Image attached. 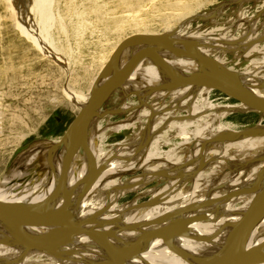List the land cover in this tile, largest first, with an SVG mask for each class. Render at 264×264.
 Wrapping results in <instances>:
<instances>
[{"label":"bare ground","instance_id":"1","mask_svg":"<svg viewBox=\"0 0 264 264\" xmlns=\"http://www.w3.org/2000/svg\"><path fill=\"white\" fill-rule=\"evenodd\" d=\"M93 1L95 0H92V2ZM127 1L128 0H125L123 2ZM8 2H16L11 9L13 10L12 12L16 14L15 17H17V21L15 22H17L16 25L20 31L26 34V36L27 34L30 35V38H32L35 45H38L40 48L45 49L51 53V55L53 54L55 56L56 52H54V44L47 41L45 36L48 33L51 20H53V15H55L52 11L53 8L51 9L52 0H8ZM192 2L194 3V0H191V4L188 6L184 5V10H186L185 13L192 12L194 9ZM195 4L198 3L195 2ZM252 6L254 12L261 10L264 15V0H259V4L255 3ZM93 8V12L98 14V16L103 14L101 7L97 4H95ZM245 8L246 7L237 8L235 18L237 22L240 20L247 21L254 16L252 15L253 13L245 15ZM249 8L251 9V6ZM132 15L130 14L127 16L131 17ZM196 15L199 16V14ZM196 15L188 16L189 18L184 17L185 19L181 20L179 25H177L172 31V34L175 37L188 38L195 41L200 52L217 59L221 64V68L228 72V77L231 81L249 93L264 100V73L250 74L249 72L228 70L222 59V55L225 53L222 48L233 49V47H226L227 43L222 44V46L220 44L216 45L217 43H214L213 39L206 38L201 33L193 30V28L190 27V23L193 21L192 18ZM259 19L260 18L256 19L255 22H250V27L255 26ZM208 20L210 22L212 21V23L216 22V18ZM261 23H264V19ZM240 25L242 24H239V26ZM224 37L225 39H223ZM254 37H256V35L248 34L247 36H243L242 44L244 42H248L249 44ZM220 38L222 37L220 36ZM223 38L222 41L225 42L230 40V37L225 34ZM238 44L239 43L236 45ZM57 50L58 49L56 48V51ZM128 50H130V48L122 53L120 59L121 65L128 57L126 54ZM159 53L164 58L169 68L177 75L198 72L196 60L193 58L175 55L162 50H159ZM158 85L159 76L154 65L151 60L144 58L136 66L124 88L127 91L137 92V96H143L138 100L142 99V104H146L147 106L133 109L126 115L121 116L119 120L107 124L111 131L132 128L134 131L133 134H139L141 136L139 141H137L134 136L133 137L136 139L135 142H141L139 150L141 151V154H138L136 157L133 155V138H128V136L124 141L118 142L114 145L104 146L101 144L96 135H94L95 129H93L99 119L97 115L91 118L86 126L87 144L91 156L90 163L85 153L79 149L73 158L69 171L67 187L69 188L75 182H79L80 184L73 192L69 209L66 213L67 219L82 227L105 231L107 233V239L115 249L117 264H191L211 257L223 245L226 235L232 226L238 221L250 200L264 182L263 170L258 182L254 185V190L250 193H245L249 191V188L247 187L252 185L251 178L264 167V136L258 137V135L264 133V125L259 123L258 125L256 124L257 126L244 131L235 130L233 133L227 131L229 134L222 132L214 135L222 128V126L218 127V124L221 121L220 117L217 115L219 112L221 113V109H226L225 111L227 112L253 111V109L243 103L228 106L211 104L208 99L211 89L206 87L185 85L172 90H161L158 88ZM88 95L89 90L80 95L81 107L86 103ZM165 95L168 96V99H172L173 102L175 101L173 107L184 103L187 104L186 114L184 113V118H182L183 116L181 117L183 121H176V117L170 112H168L166 116H157V114L153 113V111L155 113L159 112V108L156 106V100L161 96L162 99H164L163 96ZM110 99H112V97ZM110 99L108 101H110ZM126 105L128 104H123L121 107L126 108ZM169 105L171 107V104ZM184 106L182 108H184ZM101 111L102 109L99 113H101ZM204 114H215L218 118V123L216 125L209 123L206 127H201V130L207 134V137H203L200 140L198 147L194 146L190 149V157L192 161L191 164H189L190 167L188 170L186 169L185 171H182L184 167L181 166L179 160L175 161L173 158L168 157V160H173V163L171 162L172 164L168 165V161H160L157 168H151L152 176H147V173L144 172L143 169L145 171L148 170L144 165L145 161H147V158H150L151 154H159L167 157V154L163 153L159 148L160 142L167 141L166 128H168V126L172 127V129L178 130L180 134L184 135L188 130L186 123L197 119L200 115ZM168 117L174 118L175 121H166ZM157 122H161V124L154 125V123ZM190 125H192L191 122L188 126ZM225 127L230 130L233 129L231 128V125ZM135 128L137 131L134 130ZM248 131L254 132L249 133L247 138L239 141L238 139L241 137L236 134ZM236 140L238 142H233ZM227 142H233L236 144H228ZM135 146L137 147V145ZM42 148L45 150L46 146H42ZM199 150L201 151V154L203 153L204 155L202 154V156L200 155L199 157ZM224 151L229 153L227 155H230V158L232 156L235 160L234 163L230 161L232 163L231 166H229L228 163V166L231 167L233 171H226L228 173L223 174H220L218 171L219 174H216L215 172V179L212 177L209 179L208 173L214 175V171L210 172V168L207 169L210 161H212L214 157L215 159L221 158H216L214 154ZM35 152L36 151H33L30 154L25 155V157L17 162L16 165H19L20 163L26 166L25 164L27 162L42 155L35 154ZM65 152L66 148H63L59 157L54 161L57 176ZM45 154L40 160H42ZM33 155H35V157H33ZM132 155L135 158H133ZM142 155H144L143 157H145V159ZM154 158L155 160L157 159L156 157ZM257 158L260 160L250 163V161ZM222 161L224 160L222 159ZM244 161L249 162V167H251L252 170L251 175H243V172H239L241 167L240 164ZM220 163L219 165L221 166ZM45 164L46 163L43 161L41 162L38 160V162L30 168L35 169V171L31 172L30 178L29 176H26L23 185L24 188L21 190L23 195L17 196L13 191H6L3 188H0V202L24 212L37 213V210L33 209L32 203L39 201L46 195L50 194L57 186V177L52 180L47 178L49 170ZM154 166L156 167V165ZM245 167H242V171H244ZM247 168L248 167H246V169ZM139 171H143V175H134ZM10 173L12 176H15L17 171L12 169ZM128 173L130 175L133 174V177H129L127 180L125 179L126 182L123 190L118 189V187L110 189L111 185H117L114 177H112L113 175ZM246 173L247 172L245 171V174ZM91 175L96 176L95 180L92 182H83L84 179L89 178ZM216 177L218 178L216 179ZM152 180L157 183L156 186L158 190L155 191V193L159 195L156 199H152L151 202L143 205H137L135 200L126 203L124 206L119 207L118 211L120 214L117 213L118 215H116L115 212H112L116 216H110L115 219L110 220L112 222L109 221V209H111L113 199L122 195L126 190L137 191L136 199L140 196H144L150 191L145 190L140 192L139 190ZM200 180L205 183L202 190L190 192L179 190L183 181L191 182L193 184ZM16 185L19 184L16 183ZM224 189L227 191H224ZM235 192H237L238 195L227 197ZM105 201H111V203L104 204ZM61 202L62 198H59L48 206L47 211H54L59 207ZM136 205L141 208L134 209ZM182 213H187L188 215L185 214L186 216H181ZM228 215L231 219H229ZM154 221H157V223L150 224ZM225 223L228 224L225 226ZM229 226L231 227L228 228ZM29 231L33 235H42L48 231V228H31ZM256 247L259 250L256 253L255 261L251 264H264V216L252 229L249 238L243 247V252ZM23 252L25 253L21 256L17 255ZM103 255V248L101 245L93 238L85 235L70 238L53 249H47L44 251L30 250L17 245L5 227L0 223V264H84L102 259ZM188 255H194L195 260H189ZM141 258H144L145 260L142 261Z\"/></svg>","mask_w":264,"mask_h":264},{"label":"rangeland","instance_id":"2","mask_svg":"<svg viewBox=\"0 0 264 264\" xmlns=\"http://www.w3.org/2000/svg\"><path fill=\"white\" fill-rule=\"evenodd\" d=\"M123 1L125 0H95L93 2L92 0H52L51 9L53 8L52 11L55 15H53V20H51L48 33L45 36L47 41L54 44V52H56L54 56L45 49L35 45L30 35L27 34L26 36V34L22 33L17 27V22H15L17 21V17H15L16 14L13 13L11 9L16 2L9 3L8 0H0V188L6 191H13L17 196L23 195L21 190L24 188L23 185L26 176L30 178L31 172L35 171V169L30 168L34 166L38 160L46 163V156H44L42 160H40V158L53 148L54 142L60 139L81 108L80 95L88 92L95 76L107 61L115 45L129 35L135 33L172 34V31L179 25L182 19L199 14V16L196 15L193 17V21L190 23V27L193 28V30L201 33L206 38L213 39V42L217 43L216 45L220 44L222 46V44L227 43L226 47H233V49L222 48V50L225 51L222 55V59L228 70H238L239 72H249L250 74L264 73V43H261L264 42V23H261L263 22L264 15L261 10L254 12L252 6L255 3L259 4V0H245L241 4H235L237 0H194V3L192 2L194 9L192 12L190 11L191 13H185L186 10H184V5L188 6L191 4V0ZM195 2L198 4H195ZM95 4L101 7L103 13L101 16L93 12ZM250 6L251 9L249 8ZM239 7H246L245 15L253 13L252 15L254 16L247 21L240 20L237 22L235 18L237 8ZM130 14H133V17L127 16ZM211 18H216V22H210L208 19ZM258 18L260 19L256 22L255 26L250 27L251 23L253 21L255 22ZM238 23L242 25L239 26ZM224 34L230 37V40L227 42L222 41L225 39V37L223 38ZM248 34L256 35V37L252 38L249 44L248 42L242 44V37ZM220 36L223 39L220 38ZM237 43L239 44L236 45ZM55 47L59 51H56ZM129 51L130 50L127 51V55ZM136 93L135 91H127L125 88L116 91L111 96L112 99L105 103L101 113L98 114L99 119L93 128L95 129L94 135H96L99 142L104 146L122 142L127 136L128 138H133L134 154H132L135 157L141 154V151H139L141 142H137L140 140L141 136L139 134H133L134 131L132 128L111 131L107 124L119 120L121 116L126 115L133 109L147 106L146 104H142V99L138 100L143 96H137ZM163 98L164 99H162L161 96L156 100V106L159 108V112L155 113L153 111V113L157 114V116H166V114L170 112L176 117V121H183L182 118H184V113L186 114L187 104L184 103L173 107L175 101L173 102L172 99H168L167 95L163 96ZM208 99L211 104H217L218 106L240 103L213 89H211ZM123 104L128 105H126V108H123L121 107ZM169 104H171L173 108H171ZM183 106L184 108H182ZM225 110L226 109H221V113L219 112L217 114L221 121L218 127L222 126V128L214 135L222 132L229 134V132L233 133L235 130L244 131L257 126L259 123L264 125V115L262 114L261 117L260 112L254 110L227 112ZM167 119L166 121H175V119L171 117ZM190 122L192 125L188 126ZM190 122L186 123L188 130L184 135L180 134L178 130L172 129V127L168 126V128H166L167 141L160 142L159 148L163 153L167 154V157L159 154H151L150 158L152 160L147 158L144 165L148 170L145 171L143 169V171L147 173V176H152L151 168H157L160 161H168L167 164L170 165L173 163V160H179L181 166L184 167H182V171L188 170L190 167L189 164H191L192 161L190 149L194 146L198 147L200 140L203 137H207V134L201 130V127H206L209 123L216 125L218 123V118L215 114H204ZM156 124L159 125L161 122L154 123V125ZM230 125L232 126L231 128H233L232 130L225 127ZM134 130H136V128ZM253 132L254 131H248L237 133L236 135L241 137L238 139L240 141L247 138V135ZM133 136L137 139L136 142ZM263 136L264 133L258 135V137ZM233 142L238 141L236 140ZM233 142L227 143L236 144ZM135 145H137V147ZM42 146H46L45 150ZM33 151H36L35 154L42 155L37 157L33 155L35 158L29 161L30 163L27 162L25 164L26 166L20 163L16 165L25 155ZM221 153L214 154L216 158H221L215 159L213 156V160H209L210 164L207 169L210 168V172L214 171V175L208 173L209 179L211 177L215 179V175L218 171L220 174L233 171L229 166L235 162L234 158L232 156L230 158V155H227L229 153L225 151ZM202 154L199 150L198 156L200 157ZM133 155L132 157L135 158ZM143 156L144 155H142V157ZM154 157L157 159L155 160ZM168 157L173 158V160L169 159V161L167 159ZM143 158L145 159V157ZM222 159L224 161H222ZM259 160V158L253 159L250 163ZM154 165H156V167ZM240 166L239 172H243V175L252 174L249 162H241ZM245 166L248 168L246 169ZM242 167H245L244 171H242ZM12 169L17 171L15 176H12L10 173ZM263 170L264 167L251 178L252 185L247 187L249 191L245 193H250L254 190V185L258 182ZM143 171H139L134 175H143ZM245 171L247 172L246 174ZM112 177H114L117 185H111L110 189L118 187V189L123 190L126 180L129 179V177H133V174H115ZM217 178L218 177H216V179ZM16 183L19 185H16ZM156 185L157 183L154 180L147 183V185L142 187L139 191L149 190L150 192L137 199V191L135 192L133 190H126L122 195L113 199V204L111 209H109V221L115 219L110 216L120 214L118 211L119 207L124 206L126 203L135 200L137 205H143L151 202L152 199H156L159 195L155 193V191L158 190ZM180 186V191H199L204 188L205 183L202 180L194 182L193 184L183 181ZM224 191L227 190L224 189ZM236 195H238L237 192L227 197H234ZM109 203H111V201L104 202V204ZM137 205L134 209L140 207ZM112 212H115L116 215ZM185 214L188 215L187 213H182V215H180L186 216ZM228 217L231 219L229 215ZM155 223H157V221L150 224ZM227 224L228 223H225V226ZM230 227L231 226L228 228ZM24 253L25 252L17 255L21 256ZM188 259L195 260V256L188 255ZM141 260L144 261L145 259L141 258Z\"/></svg>","mask_w":264,"mask_h":264},{"label":"water","instance_id":"3","mask_svg":"<svg viewBox=\"0 0 264 264\" xmlns=\"http://www.w3.org/2000/svg\"><path fill=\"white\" fill-rule=\"evenodd\" d=\"M245 0H237L241 4ZM126 61L121 65L122 53L129 49ZM159 50L196 60L198 72L186 75L175 74L167 65ZM151 60L159 76L158 88L172 90L179 86L196 85L216 90L228 98L249 106L264 115V100L249 93L231 81L228 73L221 68L215 59L198 50L192 39L175 37L167 33H135L121 40L104 66L95 76L86 103L79 109L67 129L45 154L48 168V179L57 177V186L44 198L32 203L37 213H29L0 202V223L5 227L15 243L21 247L35 251L53 249L66 240L85 235L93 238L103 248V258L84 264H117L113 245L107 239V233L94 228L82 227L72 223L66 217L67 210L75 188L80 184L73 183L67 187L69 171L73 158L81 149L91 160L86 126L91 118L97 116L111 96L118 90H123L130 75L141 60ZM66 148L59 174L54 161ZM96 176L91 175L83 182H92ZM62 198L57 209L47 211L50 204ZM264 216V182L250 200L246 209L232 226L225 237L223 245L211 257L191 264H251L256 259L257 247L243 252V247L255 224ZM31 228H48L42 235H33Z\"/></svg>","mask_w":264,"mask_h":264}]
</instances>
